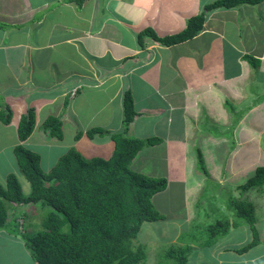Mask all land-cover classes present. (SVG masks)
Returning <instances> with one entry per match:
<instances>
[{"label":"crops","instance_id":"0c3cea01","mask_svg":"<svg viewBox=\"0 0 264 264\" xmlns=\"http://www.w3.org/2000/svg\"><path fill=\"white\" fill-rule=\"evenodd\" d=\"M212 1L0 0V107L12 111L10 123L0 119V154L21 142L19 123L33 109L36 126L23 143L40 155L44 170L40 149L55 151L48 171L72 146L88 159L109 158L112 133L124 129L127 90L137 113L128 135L158 139L133 159L138 173L191 191L200 182L192 179L196 162L231 166L244 144L257 141L260 149L264 1L214 9L198 35L174 45L139 39L146 28L159 36L184 30ZM51 116L62 120V139L47 131ZM94 128L105 132L90 138ZM195 217L193 210L186 220ZM247 253L234 251L227 263L262 264L264 241Z\"/></svg>","mask_w":264,"mask_h":264},{"label":"trees","instance_id":"16d2710c","mask_svg":"<svg viewBox=\"0 0 264 264\" xmlns=\"http://www.w3.org/2000/svg\"><path fill=\"white\" fill-rule=\"evenodd\" d=\"M83 0H80V3ZM264 0H214L206 4L201 13L188 20L184 30L169 36H159L154 29L146 28L139 34L162 45L170 46L198 35L204 26L207 14L217 8H233L242 4L255 5ZM251 61L257 58L247 56ZM2 103L0 102V105ZM124 129L112 133L115 149L109 158L95 156L88 159L82 152L72 147L61 156L50 171L41 166L40 155L25 145L36 126V113L33 109L22 116L18 127L21 141L14 147L19 171L30 182L29 192L24 191L19 177L8 174L6 183L0 182V231L13 226L24 211L22 224L12 229L18 234L19 245L25 246L36 264H141L147 261V244L138 235L145 222L160 221L164 215L155 207L153 197L167 187L164 177H152L138 173L130 165L137 153L146 145H154L157 138L139 139L128 135L136 110L130 90L123 97ZM0 119L8 124L12 111L0 107ZM49 134L63 138L62 120L51 116L45 121ZM100 128L87 132L90 138L104 133ZM83 133H78L80 138ZM203 162L201 151L198 152ZM253 188L264 189V166H259L249 180L238 186L242 193ZM232 197V196H231ZM243 200H230L235 211L234 227L248 225L253 231V240L243 248L245 253L258 245L261 240L253 204ZM33 205L47 211L41 228L28 220ZM13 219L9 222V213ZM9 222V223H8ZM200 224V222H198ZM33 226V231L28 227ZM224 224V225H223ZM211 236L204 237V247L212 246L216 237L229 230L231 222L218 221ZM208 230V229H207ZM11 233V231H10ZM14 235V236H16ZM192 233L191 236L195 237ZM212 237V238H211ZM201 238V237H200ZM194 238L182 244L166 245L157 264H187ZM22 241V242H21ZM192 243V244H191Z\"/></svg>","mask_w":264,"mask_h":264},{"label":"rangeland","instance_id":"374dc122","mask_svg":"<svg viewBox=\"0 0 264 264\" xmlns=\"http://www.w3.org/2000/svg\"><path fill=\"white\" fill-rule=\"evenodd\" d=\"M251 120L255 122L257 117L254 116ZM259 121L264 122V116H260ZM0 131H2L1 125ZM229 136H231L230 133ZM261 139V148L258 150L256 149L257 141L244 144L238 153L239 155L233 159L231 166H221L219 164H210L208 166L207 162L203 164L196 162V169L192 178L193 181H200L193 186L196 189L188 191L182 185L168 180V187L153 197V203L160 213L165 216L164 219L145 222L138 235L140 241L147 244L148 252L147 261L141 264H157L161 259V254L167 248L166 245L182 244L194 238L196 239L193 244L191 243L192 248L189 252L187 264H228L227 259L234 252V249L242 248L251 242V229L243 226L235 228L233 223H231V229L229 228L230 230L216 237V242L212 246L207 247L202 245L205 243V239L202 238L212 235L213 231L210 228H216L219 220L232 222L236 218L234 209L229 205L232 199L243 200L242 202L247 201L253 204L260 240L261 242L264 241V189L253 188L244 193H242L241 189H238L239 185L246 183L256 173L257 167L264 166V132H261ZM9 141H11V138L6 139L5 143H10ZM197 142L196 139L192 143L193 151L197 147ZM40 154L43 158V167L45 171H48L49 166H46L48 163L47 159L49 154H55V151L40 149ZM224 160L229 163L231 159ZM17 169L13 146H8V149L0 154V182L5 184L8 174L14 173L17 175ZM204 169H207V172ZM226 172L231 173L227 179H225L223 174ZM17 176L24 191L28 193L31 188L30 182L21 173H18ZM220 178L223 180H220ZM28 210L31 211L32 215L27 221L28 224L30 221L34 226L37 225L41 228L43 217L48 209L44 211L33 205ZM193 210L197 217L191 222L187 221L186 218L190 213H193ZM23 215L24 211L21 212L20 217L24 218ZM12 219L13 217L9 218V222ZM22 223V221L20 222L17 219L13 226L9 227L11 233L8 229L0 231V264H36L33 262L31 253L28 252L26 247L19 245V235H16L18 233L17 229L12 231L17 224L19 226ZM28 224L25 226L28 227ZM32 227L29 226L28 230L33 231L35 228ZM192 233L196 234L195 237L191 236ZM227 247L233 250L225 253L224 249ZM220 259H222V263L219 262ZM257 264L260 263L257 262Z\"/></svg>","mask_w":264,"mask_h":264},{"label":"clouds","instance_id":"9594fccd","mask_svg":"<svg viewBox=\"0 0 264 264\" xmlns=\"http://www.w3.org/2000/svg\"><path fill=\"white\" fill-rule=\"evenodd\" d=\"M75 92H76V91H75ZM74 94H75V93H74ZM31 135H32V134H31ZM77 135H78V134H77ZM77 135H76V136H77ZM63 136H64V134H63ZM76 136H75V139H76V140H79V139L82 137V136H81L80 138L77 139ZM20 143H21V142H20ZM20 143H19V144H20ZM22 143H23V142H22ZM72 147H75V148L77 149L76 146H72ZM72 147H71V148H72ZM71 148H70V149H71ZM70 149H69V150H70ZM77 150H78V149H77ZM80 152H81V151H80ZM137 154H138V153H137ZM62 156H63V155H62ZM85 157H86V156H85ZM135 157H136V156H135ZM130 167H131V165H130ZM131 169H132V168H131ZM132 170H133V169H132ZM141 174H142V173H141ZM167 182H168V181H167ZM160 192H161V191H160ZM158 193H159V192H158ZM155 195H156V194H155ZM250 203H251V202H250ZM11 217H13V215H12V213L10 212V213H9V217H8V219L11 218ZM17 219H19L20 222L22 221V219H21L20 217L17 218ZM233 221H234V220H233ZM233 221H232V222H233ZM229 222H231V221H229ZM232 222H231V223H232ZM20 225H21V224H20ZM241 226H246L247 228L249 227L248 225H245V224H243V225H241ZM241 226H239V227H241ZM230 227H231V226H230ZM233 227H234V225H233ZM235 228H236V227H235ZM249 228H250V227H249ZM230 229H231V228H230ZM230 229H229V230H230ZM250 229H251V228H250ZM251 231H252V230H251ZM253 238H254V237H253V231H252V237H251V240H250V241H252ZM249 243H250V242H249ZM246 245H247V244H246ZM246 245H245V246H246ZM206 247H207V246H206ZM243 247H244V246H243ZM243 247H242V248H243ZM237 249H240V248H236V249H234L233 251H236ZM250 250H251V249H250ZM250 250H249V251H250ZM236 252H237V251H236ZM247 252H248V251H247ZM247 252H245V253H247Z\"/></svg>","mask_w":264,"mask_h":264},{"label":"bare ground","instance_id":"6f19581e","mask_svg":"<svg viewBox=\"0 0 264 264\" xmlns=\"http://www.w3.org/2000/svg\"><path fill=\"white\" fill-rule=\"evenodd\" d=\"M75 93V92H74ZM74 95V94H73Z\"/></svg>","mask_w":264,"mask_h":264}]
</instances>
